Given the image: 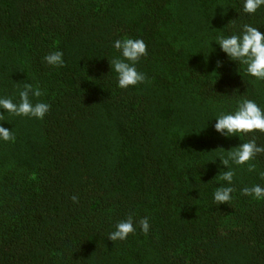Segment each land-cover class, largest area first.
I'll return each mask as SVG.
<instances>
[{
  "label": "trees",
  "instance_id": "obj_1",
  "mask_svg": "<svg viewBox=\"0 0 264 264\" xmlns=\"http://www.w3.org/2000/svg\"><path fill=\"white\" fill-rule=\"evenodd\" d=\"M243 23L264 25V11L248 16L242 0H0V95L18 99L31 83L33 102L51 105L43 120L0 118L16 134L0 142V264H264V201L240 193L264 180L233 165V200L213 201L226 183L217 153L252 138L221 136L214 115L242 96L264 106V81L212 45L210 34ZM125 36L147 44L148 80L120 89L109 60ZM57 49L59 69L43 60ZM256 163L264 170V154ZM129 216L135 234L111 241Z\"/></svg>",
  "mask_w": 264,
  "mask_h": 264
},
{
  "label": "clouds",
  "instance_id": "obj_2",
  "mask_svg": "<svg viewBox=\"0 0 264 264\" xmlns=\"http://www.w3.org/2000/svg\"><path fill=\"white\" fill-rule=\"evenodd\" d=\"M242 10L248 16H255L264 11V0H242ZM262 27L264 25L243 23L239 27H234L227 35L223 33L210 34L212 45L215 42L219 46V51L229 61L242 67L245 74L255 78L256 81H264V31L260 30ZM112 46L119 53L109 60L110 72L115 74L117 87L127 89L144 84L148 77L139 70L138 65L141 59L148 55L145 41L142 38L125 36L116 39ZM43 60L57 69L66 65L64 52L59 49L44 56ZM208 62L207 55L205 64L207 65ZM223 64L224 60L218 58L216 67L220 68ZM41 95L39 87L31 83H24L18 89V99L15 93L0 95V118L6 121L4 113H7L12 117L43 120L49 113L51 105L42 101L33 102L34 97L38 98ZM214 118V130L225 138L236 137L241 140L242 136L252 134L251 139L239 143L238 146L232 147L228 151L221 149L217 153V158L225 169L220 180L226 183L215 189L213 201L217 205L229 204L236 191L234 187L236 169L233 165L246 166L249 173H256L261 180H264V170H260L256 163L259 155L264 154V145L257 143L255 135L257 132L264 133V106H261L255 99L242 96L235 101L234 108L217 112ZM15 141L16 134L12 128L9 129L0 124V142L14 143ZM240 193L252 197L256 201H264V186L259 183L250 187H242ZM72 199L76 201L77 197L73 196ZM138 227L147 235L150 228L149 218L145 216L140 219ZM136 230L137 225L134 223L133 217L129 216L114 225V230L108 234V238L113 242L123 241L128 238L129 234H135Z\"/></svg>",
  "mask_w": 264,
  "mask_h": 264
}]
</instances>
